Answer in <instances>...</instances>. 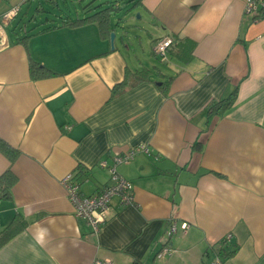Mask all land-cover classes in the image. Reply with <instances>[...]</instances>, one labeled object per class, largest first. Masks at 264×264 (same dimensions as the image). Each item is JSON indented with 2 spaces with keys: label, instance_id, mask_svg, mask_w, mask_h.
I'll return each mask as SVG.
<instances>
[{
  "label": "crops",
  "instance_id": "obj_1",
  "mask_svg": "<svg viewBox=\"0 0 264 264\" xmlns=\"http://www.w3.org/2000/svg\"><path fill=\"white\" fill-rule=\"evenodd\" d=\"M93 1L73 16L57 0H0V19L19 7L0 50V141L18 153L0 151V177L15 178L0 232L24 226L0 264H264V14H246L245 0H141L145 38L120 35L124 18L110 12L111 49L96 21L62 25L95 13ZM25 6L31 22L10 38ZM164 38L162 69L146 51ZM138 146L148 153L117 167L133 204L114 197L93 233L62 179L97 194L110 178L99 162Z\"/></svg>",
  "mask_w": 264,
  "mask_h": 264
},
{
  "label": "built area",
  "instance_id": "obj_2",
  "mask_svg": "<svg viewBox=\"0 0 264 264\" xmlns=\"http://www.w3.org/2000/svg\"><path fill=\"white\" fill-rule=\"evenodd\" d=\"M244 3L246 14L257 17L264 14V0H245ZM18 11L19 7L15 6L8 13L2 15L0 19V50L6 44L4 25H7L15 18ZM171 44L172 41L169 38L160 40L156 44V55L165 59L166 52ZM138 153H148V150L144 146H138L123 155L114 156L110 165L106 161H100L99 166L109 170V183L100 192L92 196H83L79 193V185L74 180L72 174H68L62 179L61 183L65 189L66 197L72 205L74 217L84 219L91 227L93 233H97L100 227L106 222L110 203L114 197L119 199L121 205L133 204L134 187L117 173V167L122 164H128ZM177 228V225L172 222L167 230V237L174 235L177 232ZM187 228L188 225L186 223L180 225L182 232H186ZM230 238L231 235H227L225 240H229ZM171 253V247L164 246L158 254L159 256H164ZM94 264H110V261H96ZM211 264H219V262L215 261Z\"/></svg>",
  "mask_w": 264,
  "mask_h": 264
},
{
  "label": "rangeland",
  "instance_id": "obj_3",
  "mask_svg": "<svg viewBox=\"0 0 264 264\" xmlns=\"http://www.w3.org/2000/svg\"><path fill=\"white\" fill-rule=\"evenodd\" d=\"M57 0L58 2V7H59V11H62L63 14H72L73 16H75L77 13H81V11H83V8L86 7V5H88L90 3L91 0ZM93 1V0H92ZM95 1V0H94ZM94 1L90 4L91 5V12H97L99 10H102L106 7H110L111 5L114 6L115 9H118L116 11H112V17H120V18H124V26L120 29L119 34L121 35V31H125L126 34H128L129 36L132 35L133 33L138 34L139 36H141L142 38H145L144 35H140V28L144 26V22L143 20H141V15L142 12L140 10H132L133 8H135L136 6H133V3H136V0H107L108 2H106L105 0L103 1L102 4L98 3L96 5H94ZM97 1V0H96ZM65 3V4H64ZM111 3V4H109ZM35 5H37L39 7V3H35L32 11L35 12ZM136 5V4H135ZM43 7H47L50 8V5L47 4H42ZM28 7H24L23 11L19 14V16L14 20V22H12V24L7 27L6 29V33L7 35L11 38V34L15 31L18 30V28L23 29L24 25H28V23L31 22V18H26L24 16V13L27 11ZM37 13V12H36ZM61 12L56 13L54 11V21L57 20V16L60 15ZM32 15H35V13H33ZM37 17V14H36ZM72 17V16H71ZM59 18V17H58ZM18 34V31H16ZM131 40V39H130ZM134 40V38H133ZM133 40H131L130 42L133 43L134 46L130 47V48H136L135 43L133 42ZM157 44V43H156ZM150 47V51H146V56L149 58V60L151 62H154L155 66L158 68H164V66L161 63V60L159 59V57L152 52V43L149 44ZM152 53V54H151Z\"/></svg>",
  "mask_w": 264,
  "mask_h": 264
},
{
  "label": "trees",
  "instance_id": "obj_4",
  "mask_svg": "<svg viewBox=\"0 0 264 264\" xmlns=\"http://www.w3.org/2000/svg\"><path fill=\"white\" fill-rule=\"evenodd\" d=\"M141 0H136V4H140ZM88 6V5H87ZM114 11V6L111 5L110 7H106L100 11H97L93 13L92 15L85 17V18H78L74 20H67L62 23V25H68V26H77L81 25L83 23H86L88 21H96L99 26H100V31L103 36H105L107 39L110 38V34L113 33V27L110 28V12ZM39 65L36 63H32L31 68H32V75H33V70H39ZM135 83V82H134ZM126 86V83L123 82L119 84L115 89L117 91L123 89ZM230 101L225 100L219 103L215 104H210L208 107V111L212 112L214 110H218L221 108V105L223 103L228 104ZM0 151H2L8 159L13 162L17 156L16 150L12 149L2 141H0ZM15 182V178L12 175L10 171L6 172L2 177H0V199L2 198H7L10 195V190ZM24 226L20 225V222L13 221L10 223V225L0 232V249L7 244L14 236H16L18 233H20L23 230Z\"/></svg>",
  "mask_w": 264,
  "mask_h": 264
},
{
  "label": "water",
  "instance_id": "obj_5",
  "mask_svg": "<svg viewBox=\"0 0 264 264\" xmlns=\"http://www.w3.org/2000/svg\"><path fill=\"white\" fill-rule=\"evenodd\" d=\"M109 39H110L111 49H114V39H115V34H114V33H111Z\"/></svg>",
  "mask_w": 264,
  "mask_h": 264
}]
</instances>
